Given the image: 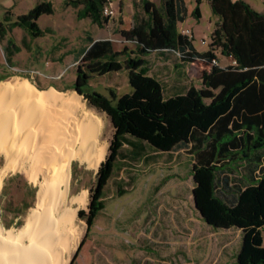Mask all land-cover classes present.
Wrapping results in <instances>:
<instances>
[{
  "label": "trees",
  "instance_id": "trees-1",
  "mask_svg": "<svg viewBox=\"0 0 264 264\" xmlns=\"http://www.w3.org/2000/svg\"><path fill=\"white\" fill-rule=\"evenodd\" d=\"M208 1L219 16L208 50L200 51L194 36L179 28L188 14L185 0L135 1L131 27L119 30L127 42L121 49L109 38L88 40L76 78L64 89L78 91L105 113L113 133L89 187L88 209L79 210V217L87 222L88 236L107 207L111 181L118 195H124L138 179L139 163H157L163 154L186 151L203 192L196 205L202 217L216 229L242 231L235 260L225 264H264V11L246 0ZM105 3L66 1L77 9L78 19L89 18L101 27L111 20L103 13ZM54 11L46 0L15 19L7 10L0 39L6 42L8 61L19 49L13 36L8 37L13 29L22 28L32 39L41 37L48 30L38 20ZM193 14L201 17L199 5ZM219 52L234 63L221 65ZM154 54L164 60L158 69ZM198 60L206 66L195 81L188 75ZM123 71L131 91L119 95L113 87L106 93L94 88L93 79ZM27 187L35 192L34 186ZM28 207L5 209L23 217ZM84 243L85 238L71 264Z\"/></svg>",
  "mask_w": 264,
  "mask_h": 264
},
{
  "label": "rangeland",
  "instance_id": "rangeland-1",
  "mask_svg": "<svg viewBox=\"0 0 264 264\" xmlns=\"http://www.w3.org/2000/svg\"><path fill=\"white\" fill-rule=\"evenodd\" d=\"M185 1L188 14L185 21L179 24V28L182 32L184 29L190 30L189 35L194 36V43L200 51L208 50L211 34L219 16L213 12L208 0ZM246 1L255 9L264 11V0ZM124 2L133 4V0ZM113 3L117 13L112 22L104 27L93 24L89 19L79 20L76 11L67 15L73 32L67 33L70 38H67L69 41H66V44L72 42L83 44L88 35L94 37L108 35L120 39L116 40L115 44L122 48L127 42L123 41L119 30L123 26H128V20L131 18L130 7H126L127 21L124 24V17L122 16V19L118 14L120 0H113ZM197 5L200 6L202 13L200 18L193 14ZM56 8L57 14L44 17L41 20L42 24L58 17L62 20L63 15L58 13L63 10V2L56 0ZM20 35L17 34L18 37ZM31 43L33 49L20 42L11 62L8 61L5 48L0 43V84L28 80L42 90L54 88L74 105H80L85 111L99 115L104 121L101 139L107 144V155L113 133L110 119L105 113L91 107L84 95L78 91L64 89L76 78L80 60L73 62L69 57L66 64L54 63L51 54L55 50L47 49L50 41L43 38ZM40 44L44 46L43 49L38 47ZM41 52L43 57L48 55L50 62L47 63L45 58L39 57ZM218 56V62L223 66L234 63L231 57H226L220 52ZM152 60L156 69L164 62L155 54ZM205 66V62L198 60L190 69L188 78L197 81ZM163 76L168 80L169 73ZM2 77L5 78L1 79ZM92 84L103 93H106L109 87L115 88L119 95L131 91L128 75L124 71L97 77L92 80ZM5 167L6 155L0 150V230L4 227L18 231L25 226L29 214L37 207L42 175L35 179L26 168H11L4 171ZM192 167L193 158L186 151L179 154L175 152L173 156L163 154L157 163H139L135 167L138 179L124 195H118L117 187L111 181L108 187L107 207L86 236L87 222L79 217V210L88 209L89 187L94 184L99 168H89L86 162L74 159L71 163L69 201L72 204V197H79V200L72 204L77 209L74 228L78 231L79 242L65 254L63 264H71L84 238L85 243L74 264H225L234 261L240 250L242 231L237 228L216 229L205 221L196 207L203 192ZM15 175L19 176L11 179ZM124 175H127L126 172ZM28 182L35 187V192L29 191ZM16 206L24 209L29 206L23 219L15 217V210L5 209ZM260 249L264 250V245ZM53 262L56 263L54 257Z\"/></svg>",
  "mask_w": 264,
  "mask_h": 264
},
{
  "label": "bare ground",
  "instance_id": "bare-ground-1",
  "mask_svg": "<svg viewBox=\"0 0 264 264\" xmlns=\"http://www.w3.org/2000/svg\"><path fill=\"white\" fill-rule=\"evenodd\" d=\"M104 121L76 106L54 88L42 90L26 81L0 84V150L4 169L26 168L42 175L38 204L22 229L0 230V264H63L79 242L77 209L71 199L74 159L98 169L107 151ZM82 198V197H80ZM64 260V259H63Z\"/></svg>",
  "mask_w": 264,
  "mask_h": 264
},
{
  "label": "crops",
  "instance_id": "crops-1",
  "mask_svg": "<svg viewBox=\"0 0 264 264\" xmlns=\"http://www.w3.org/2000/svg\"><path fill=\"white\" fill-rule=\"evenodd\" d=\"M39 1H42V0H0V24L4 22L7 10H10L12 12L13 17L15 19L18 15H22V14L29 12V10H31ZM46 1H51L53 3L55 11L52 14H45V15L41 16L40 19L38 20L39 25L43 29L48 30L43 36L38 37L36 39H32L30 36H28L24 32V30L22 28L15 27L13 29V31L8 35V37L12 35L13 38L15 39V43L17 44V46L20 42H23L25 44V46L29 49H31V48L33 49V43H31V41H38L39 39L46 38L47 41H50V45L48 46L47 49L50 48V50H52V51L55 50V52H52V54H51V58L53 59L54 63L63 62L66 64V61H67L66 59H68L69 57L72 58L73 62H76V60H79L81 54L83 53L84 48L87 46L88 40H90L94 36L88 35L86 37L85 43H83V44H76V42H74V43L72 42L73 44L72 43L66 44L67 43L66 41H69L67 38L68 37L70 38V36L67 35V33L73 32L71 22H69V20H67L66 16L71 15L72 12L74 13V11H76V13H77V9L71 5H67L66 4L67 0H60L63 2V10H62V12H60L58 14L63 15L62 20H60L58 17L57 19L50 20L48 23L42 24L41 20L44 17H46V16L49 17V16H53V15L57 14L56 0H46ZM135 1H139V0H133V4L130 5V4H126L124 2V0H120L118 14H120L121 17L122 16L124 17V24L127 21L126 20V16H127L126 7H128V6L130 7L129 15L131 17L130 20H128L129 21L128 26L127 27L123 26L121 29H124V28L129 29L131 27L132 18H133V15L135 13V5H134ZM152 1H155V0H152ZM112 2H113V0H112ZM73 9H75V10H73ZM123 17H122V19H123ZM83 19H89V18H83ZM83 19H79V20H83ZM112 19L113 18H111L109 23L112 22ZM89 20L93 24L99 26L97 23H94L91 19H89ZM181 23L182 22H180L179 24H181ZM17 34H21L20 37H18ZM94 38L95 39L109 38V39H112L114 41V43L116 40L120 41V39H116V38L110 37L108 35H98ZM0 43L3 47L6 44V42L2 43L1 39H0ZM71 44H72V46H71ZM115 46H116V44H115ZM38 47H40L42 49L44 48V46L42 44L38 45ZM17 48L18 47H13L12 49L17 50ZM116 48L121 49L120 47H117V46H116ZM15 54L16 53H14L11 56L12 59H13ZM39 57L42 59L45 58L47 63L50 62V58L48 57V55H47V57H43V52L39 53ZM186 69L189 70L188 67ZM178 72H181V70H178ZM179 85H181V84H179ZM179 87H181V86H179ZM29 184H30V186H33L31 183H29ZM15 215H16L15 216L16 218L23 219L26 214L23 217L20 215H17V214H15Z\"/></svg>",
  "mask_w": 264,
  "mask_h": 264
},
{
  "label": "built area",
  "instance_id": "built-area-1",
  "mask_svg": "<svg viewBox=\"0 0 264 264\" xmlns=\"http://www.w3.org/2000/svg\"><path fill=\"white\" fill-rule=\"evenodd\" d=\"M103 13H104V15L109 16L110 18H113L116 15L117 10H116L112 0H106L105 6L103 9ZM189 32H190L189 29L183 30L184 34H189Z\"/></svg>",
  "mask_w": 264,
  "mask_h": 264
}]
</instances>
